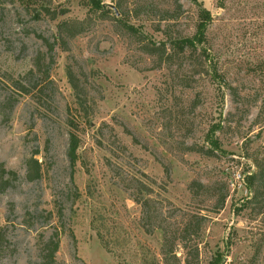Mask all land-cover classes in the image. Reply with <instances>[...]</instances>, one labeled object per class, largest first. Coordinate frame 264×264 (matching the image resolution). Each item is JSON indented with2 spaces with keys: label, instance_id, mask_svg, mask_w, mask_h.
<instances>
[{
  "label": "rangeland",
  "instance_id": "374dc122",
  "mask_svg": "<svg viewBox=\"0 0 264 264\" xmlns=\"http://www.w3.org/2000/svg\"><path fill=\"white\" fill-rule=\"evenodd\" d=\"M51 2L70 11L0 0V162L18 174L0 192V264H37L51 237L58 264H264V179L246 178L264 156V0ZM63 18L83 32L61 41ZM169 34L200 36L207 62L144 51Z\"/></svg>",
  "mask_w": 264,
  "mask_h": 264
},
{
  "label": "trees",
  "instance_id": "16d2710c",
  "mask_svg": "<svg viewBox=\"0 0 264 264\" xmlns=\"http://www.w3.org/2000/svg\"><path fill=\"white\" fill-rule=\"evenodd\" d=\"M52 0H34L35 3H30L28 5V10L31 12L32 10L35 11L36 14L34 15H41L42 13H45L48 15L52 20H57L59 16H65L70 11L68 10H61L56 11V9H52ZM196 1V0H194ZM178 3L177 5L181 7L180 0H176ZM37 3V4H36ZM86 5L89 8L90 12H103L104 11V4H102L101 0H86ZM200 15L203 19V24H199V29L203 28V25L205 21L209 18L210 13L208 10H201ZM164 19V18H163ZM170 19V18H169ZM87 18L85 19H73V18H63L61 19L58 24V38L65 42L66 40L75 38L79 34H81L84 30V24L86 22ZM129 30H131L133 33L138 34L139 38L143 37V32L139 31L138 28H136L134 25L129 24L128 25ZM202 33V32H201ZM144 39H141V42H143ZM46 44L49 48L52 49L53 45L46 40ZM201 44V37L200 36H193V37H186V36H179V37H172L169 34V37L167 40H162L159 42H148L144 44V51L151 55H157L158 57H164L169 58L170 56L175 55L176 53H182V54H189L191 57L194 56V54L200 50V54H202L205 57V61L208 60V52L207 49L204 47H200ZM69 80L72 84L73 90L75 92V96L77 99V111L81 114L82 112H86V99L83 98L82 92L80 90V87L78 83L74 81V78L72 77V71H68ZM83 114H81L82 116ZM87 115V114H86ZM82 117H88V116H82ZM69 125L71 126V131L69 135V146H68V156L70 158L71 164L75 165L78 160V148L80 145V138L76 131L77 129V123L75 118L69 119ZM28 166L27 171V178L29 180H34L39 178L42 175V166L41 162L38 158L35 156L30 157L26 161ZM255 165L257 167L256 171L248 174L246 176L248 182L250 185H254L256 182L262 181L264 179V156L259 159L258 157L255 158ZM18 179V174L16 171L8 170L4 163L0 162V192L4 191L11 185H13V182ZM198 184L199 186L203 187V184L200 182L195 183L194 186ZM253 197V196H252ZM226 196L221 195L218 198L216 207L219 209L221 208L225 203ZM252 198H250L249 202ZM144 202V201H143ZM146 203V202H144ZM203 217V216H202ZM199 218V217H198ZM201 229V222L197 221V227L195 229L196 234L200 232ZM1 236V232H0ZM198 247V246H196ZM59 250V240L55 239L54 237H51L47 242L44 243L42 251V260L38 262L37 264H58L56 261V254ZM196 251H198V248H196Z\"/></svg>",
  "mask_w": 264,
  "mask_h": 264
},
{
  "label": "built area",
  "instance_id": "2783aa9c",
  "mask_svg": "<svg viewBox=\"0 0 264 264\" xmlns=\"http://www.w3.org/2000/svg\"><path fill=\"white\" fill-rule=\"evenodd\" d=\"M223 264H229V262L226 260Z\"/></svg>",
  "mask_w": 264,
  "mask_h": 264
}]
</instances>
